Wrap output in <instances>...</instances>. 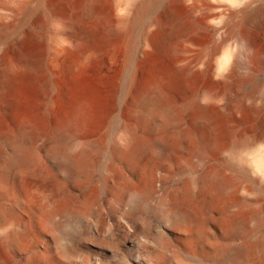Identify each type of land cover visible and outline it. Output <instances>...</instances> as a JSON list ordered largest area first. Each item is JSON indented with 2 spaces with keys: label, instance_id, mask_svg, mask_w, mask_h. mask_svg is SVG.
I'll use <instances>...</instances> for the list:
<instances>
[{
  "label": "bare ground",
  "instance_id": "6f19581e",
  "mask_svg": "<svg viewBox=\"0 0 264 264\" xmlns=\"http://www.w3.org/2000/svg\"><path fill=\"white\" fill-rule=\"evenodd\" d=\"M214 2H219L218 17L202 14L200 0H0V115L10 117L13 125L7 127L0 118V140L11 145L10 159L20 167L32 161L33 147L25 146V140H35L45 125L36 93L43 96L46 110H54L58 103L63 106L61 111L54 110V132L59 138L88 130L98 120V93L81 81L80 69L100 51L105 37L110 45L123 48V89L136 93L141 108L134 112L136 118L143 119L155 107L165 128L178 127L183 113H190L191 129L180 133H192L201 161L212 155L222 165L205 163L197 182L214 190L216 197L230 190L235 205H240L245 201L239 196L241 179L248 178L264 197V149L257 146L264 143V0ZM148 50L169 55L171 62L153 68L135 84L133 63ZM36 76L41 78L39 86ZM221 143H230L226 157L220 155ZM151 145L172 154L178 152L180 140L146 143L133 131L127 143L110 146L108 166L123 162L136 171ZM63 158L74 183L80 173H91L98 164L87 146ZM142 180L127 198L110 178L101 177L97 193L103 187L109 189V206L97 196L86 197L78 206L67 199L51 206L41 204L43 221L52 228L40 232L32 222L38 197L27 188L16 190V199H22V192L31 195L24 203L31 227L23 231L13 227L0 237L3 252L13 255L29 235H36L61 259L78 255L75 264H161L166 258L179 264H205L195 262L189 253L193 243L173 251L162 242L159 211L168 227L188 239L196 235L199 243L209 238V222L196 223L182 207L159 209V204H151L150 198H159V178L150 170ZM183 195L189 202L197 199L191 189ZM112 211L117 218L108 217ZM15 216L13 202L0 208L1 225ZM249 217L237 213L226 219L236 242L229 250L218 243L216 250L228 252L233 257L230 264H264V221L256 217L251 230ZM30 245L36 248L32 240ZM168 250L173 253L164 258ZM25 260L26 264H51L33 255Z\"/></svg>",
  "mask_w": 264,
  "mask_h": 264
},
{
  "label": "rangeland",
  "instance_id": "374dc122",
  "mask_svg": "<svg viewBox=\"0 0 264 264\" xmlns=\"http://www.w3.org/2000/svg\"><path fill=\"white\" fill-rule=\"evenodd\" d=\"M209 1L212 3L200 0L203 8L202 14L218 17L219 2ZM5 20L8 21L10 18H5ZM212 22H216V20L213 19ZM95 56L87 59L88 61L85 60L80 69L81 81L94 88L100 99L98 120L88 130L69 135L67 138L57 137L54 132L56 112L61 111L63 106L58 103L54 109L56 112L46 110L43 96L36 93L35 101L39 110L44 112L45 125L35 140L28 138L25 140V146L33 147L32 161L27 166L20 167L17 162L15 163V159H10L13 152L11 145L2 144L0 140V192L4 193V195H0V208L3 210L13 202L16 209L15 218L9 219V222L7 221L3 225L0 224V237L13 227L19 231L29 230L31 224L26 218V209L28 208L24 203H27L31 195L38 197V202L33 204L32 213L35 211L33 227L37 232L45 231L52 227L43 221L44 216L40 213L41 204L51 206L59 200L67 199L71 205L78 206L86 197L97 196L99 201H103L109 206L107 204L108 197H110L109 189L103 187L102 191L97 193L96 185L100 184L101 177L110 178L111 182L128 198L131 195V189L143 182L142 175H148L150 170H153L159 178L157 182L159 198H150L151 204H159V209L165 206L182 207L188 210L196 223L203 220L209 222V238L203 243H199L196 235L193 239H188L178 229L168 227L162 220L159 211V238L162 242L170 245L173 251L177 250L179 245L193 243L189 253L194 256L195 262L230 264L233 257L228 252L219 253L216 250V245L223 243L229 250L236 242L226 222L230 216L237 213L250 216L247 226L251 230L255 227L258 218L264 221V197H261L259 188L248 178H242L239 196L245 201L240 205H235L236 198L230 190L222 196L216 197L214 190L198 183L196 175L205 163L215 164L220 168L222 165L212 155L201 161L192 133H180V131L191 129L190 113L188 111L183 113V119L178 127L165 128L159 109L155 107L147 111L143 119L136 118L135 113L141 111L137 105L136 93L134 90L127 93L123 89L125 80L123 48L120 44L110 45L109 40L104 37L100 51ZM170 62L169 55L160 56L159 50L153 52L148 50L144 56L136 59L133 63L134 73H136L135 84L144 81L153 68L162 64L167 65ZM34 82L36 86H39L41 78L36 76ZM55 94L56 92L53 96ZM6 117L0 115L1 121L5 125L7 124V127L12 128L11 118L7 117L6 119ZM133 131L139 138H144L146 143H161L163 141L172 143L179 139L180 148L177 153L165 154L159 151V147L151 145L145 149L142 164L136 171L123 162H118L116 167L110 168L108 166L110 146L114 143L120 146L127 143ZM221 144H223V148L220 155L226 157L230 150V143ZM85 146L95 158L97 156L98 164L91 173H80L78 182L74 183L62 163L64 161L63 154H66L68 158L73 157ZM257 146L264 149V143H258ZM226 171L229 174H235L234 171ZM24 188H27L31 195L22 192V199H16L15 191H21ZM187 189L196 193V200L189 202L184 197L183 194ZM206 201L207 203H205ZM254 213H258V215L252 216ZM116 216L118 214L112 211L108 217L117 218ZM253 236L257 237L258 232ZM31 240L36 244L35 249L31 248ZM2 242L0 239V264H26L27 255H33L37 259L51 264H75L80 259L78 255L71 260L57 257L53 247L44 245L36 235H29L11 256L3 252ZM173 251H165L163 257H168ZM161 264L179 263L172 258H166Z\"/></svg>",
  "mask_w": 264,
  "mask_h": 264
}]
</instances>
